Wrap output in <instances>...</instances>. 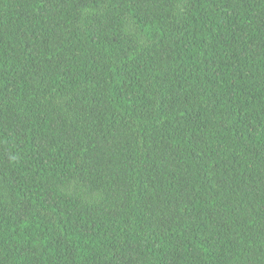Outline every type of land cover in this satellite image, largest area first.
<instances>
[{"label":"trees","instance_id":"16d2710c","mask_svg":"<svg viewBox=\"0 0 264 264\" xmlns=\"http://www.w3.org/2000/svg\"><path fill=\"white\" fill-rule=\"evenodd\" d=\"M0 264H264V0H0Z\"/></svg>","mask_w":264,"mask_h":264}]
</instances>
